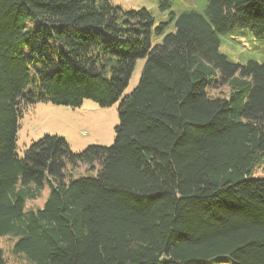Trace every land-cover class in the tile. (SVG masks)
I'll use <instances>...</instances> for the list:
<instances>
[{
	"label": "trees",
	"instance_id": "trees-1",
	"mask_svg": "<svg viewBox=\"0 0 264 264\" xmlns=\"http://www.w3.org/2000/svg\"><path fill=\"white\" fill-rule=\"evenodd\" d=\"M170 7L162 3V9ZM112 0H0V238L31 264H264V62L235 63L220 35L264 40V0L170 12ZM137 87L124 95L136 62ZM230 86L212 98L210 87ZM118 105L113 145L79 153L45 134L21 157L38 103ZM85 165L94 176L74 178ZM42 207L26 209L45 187ZM0 264H7L0 248Z\"/></svg>",
	"mask_w": 264,
	"mask_h": 264
},
{
	"label": "rangeland",
	"instance_id": "rangeland-1",
	"mask_svg": "<svg viewBox=\"0 0 264 264\" xmlns=\"http://www.w3.org/2000/svg\"><path fill=\"white\" fill-rule=\"evenodd\" d=\"M210 0H112L113 5L125 10H139L142 8L151 12L154 17L153 44L161 43L162 37L155 33V28L162 22H169L168 32L174 30V20L171 21L170 12L179 16L185 11L204 13ZM168 2L170 7L162 9V3ZM220 52L235 63L245 64L250 60L264 62V40L257 38L250 28H235L229 33L220 35ZM145 59L136 62L134 72L124 95L130 94L138 85ZM207 93L212 98L229 97L230 86L219 88L210 87ZM118 105L103 108L91 100H85L80 108L59 106L52 103H38L30 106L20 120L17 150L22 157L24 151L34 141L43 135H58L67 141L73 152L79 153L90 145H113L115 128L119 123ZM66 174L74 178L80 176H94L93 171L87 170L85 165L74 169L67 167ZM254 177H264V167L254 174ZM49 195V186L45 187L37 200H27L26 209L42 207ZM14 240L10 237L0 238V248L4 252L7 264H31L23 255L12 252ZM222 264H233L230 260Z\"/></svg>",
	"mask_w": 264,
	"mask_h": 264
}]
</instances>
